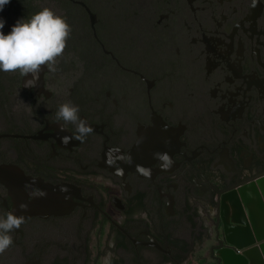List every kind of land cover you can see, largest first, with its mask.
I'll return each instance as SVG.
<instances>
[{"label":"flooded vegetation","instance_id":"1","mask_svg":"<svg viewBox=\"0 0 264 264\" xmlns=\"http://www.w3.org/2000/svg\"><path fill=\"white\" fill-rule=\"evenodd\" d=\"M41 4L0 11L4 34L44 7L72 28L37 87L0 71V216L25 217L0 264H219L221 194L264 177V0Z\"/></svg>","mask_w":264,"mask_h":264},{"label":"clouds","instance_id":"2","mask_svg":"<svg viewBox=\"0 0 264 264\" xmlns=\"http://www.w3.org/2000/svg\"><path fill=\"white\" fill-rule=\"evenodd\" d=\"M9 3L10 0H0V11ZM4 26L5 21L0 18V71L5 73L19 71L23 77L30 75L31 78L24 82L23 87H37L42 66L55 72L57 58L64 53L72 31L67 18L44 7L30 19L17 20L8 34H4L2 31ZM78 113L79 107L69 101L59 106L56 118L58 121L63 120L76 125L77 139H82L91 133L92 128L87 125L86 121L80 119ZM60 130H64L63 125ZM71 139L70 136H62L61 142L67 145ZM154 156L163 161L166 166L171 163L166 153H155ZM139 170L148 174L147 170L143 168H139ZM62 191H67V189H62ZM31 195H45V193L34 189ZM20 209L26 211L27 205L22 203ZM140 216L146 219L144 213L137 214L135 218H140ZM24 220L23 215L17 216L14 212H8L6 218L0 216V254H3L13 244L10 233L19 229Z\"/></svg>","mask_w":264,"mask_h":264},{"label":"water","instance_id":"3","mask_svg":"<svg viewBox=\"0 0 264 264\" xmlns=\"http://www.w3.org/2000/svg\"><path fill=\"white\" fill-rule=\"evenodd\" d=\"M261 192L264 198V177L257 179L251 189L239 188L238 197L232 190L221 194V218L227 246H221L214 253L219 264H264V203ZM252 196L256 199V209L250 206ZM238 198L245 206L247 217L239 209Z\"/></svg>","mask_w":264,"mask_h":264},{"label":"rangeland","instance_id":"4","mask_svg":"<svg viewBox=\"0 0 264 264\" xmlns=\"http://www.w3.org/2000/svg\"><path fill=\"white\" fill-rule=\"evenodd\" d=\"M36 5L39 6V2ZM43 5H50V0H42L41 6H43ZM204 257H205V255H203L202 253L194 254L191 257V263L192 264H202V262H204L203 261Z\"/></svg>","mask_w":264,"mask_h":264},{"label":"bare ground","instance_id":"5","mask_svg":"<svg viewBox=\"0 0 264 264\" xmlns=\"http://www.w3.org/2000/svg\"><path fill=\"white\" fill-rule=\"evenodd\" d=\"M150 133L152 134V131H151V130H150ZM129 167H131L132 169H136V170H137V169L139 170V168H142V166L139 165V164H138V165H131V166H129ZM67 192H68V190L65 191V193H67ZM250 206H251L253 209H256V203H255V202H251V201H250ZM253 206H254L255 208H254Z\"/></svg>","mask_w":264,"mask_h":264},{"label":"crops","instance_id":"6","mask_svg":"<svg viewBox=\"0 0 264 264\" xmlns=\"http://www.w3.org/2000/svg\"><path fill=\"white\" fill-rule=\"evenodd\" d=\"M255 217V216H254ZM204 255V254H203Z\"/></svg>","mask_w":264,"mask_h":264}]
</instances>
